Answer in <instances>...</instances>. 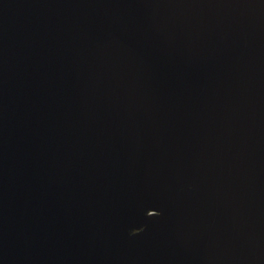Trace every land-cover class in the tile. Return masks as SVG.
I'll return each instance as SVG.
<instances>
[{"label":"water","instance_id":"obj_1","mask_svg":"<svg viewBox=\"0 0 264 264\" xmlns=\"http://www.w3.org/2000/svg\"><path fill=\"white\" fill-rule=\"evenodd\" d=\"M0 264H264V0H0Z\"/></svg>","mask_w":264,"mask_h":264}]
</instances>
